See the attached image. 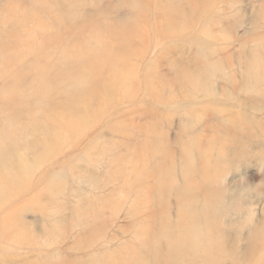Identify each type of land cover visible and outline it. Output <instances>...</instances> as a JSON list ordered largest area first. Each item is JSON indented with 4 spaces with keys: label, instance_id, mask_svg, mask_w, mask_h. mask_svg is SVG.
<instances>
[{
    "label": "rangeland",
    "instance_id": "rangeland-1",
    "mask_svg": "<svg viewBox=\"0 0 264 264\" xmlns=\"http://www.w3.org/2000/svg\"><path fill=\"white\" fill-rule=\"evenodd\" d=\"M82 50L106 90H34ZM6 56L0 89L33 75L0 93V264H264V0H0ZM191 216L207 246L178 245Z\"/></svg>",
    "mask_w": 264,
    "mask_h": 264
},
{
    "label": "bare ground",
    "instance_id": "bare-ground-1",
    "mask_svg": "<svg viewBox=\"0 0 264 264\" xmlns=\"http://www.w3.org/2000/svg\"><path fill=\"white\" fill-rule=\"evenodd\" d=\"M73 4V3H72ZM66 5V4H65ZM74 5V4H73ZM69 6V5H68ZM59 7V6H58ZM71 7L69 6L68 8H64L63 6H61V7H59L58 8V15H59V17H61V16H70L71 14H72V12H73V10H70L69 11V9H70ZM175 9V8H174ZM178 11V10H177ZM139 19V18H138ZM192 21V20H191ZM43 25V24H42ZM45 25V24H44ZM89 25V24H88ZM92 25V24H91ZM40 26V25H39ZM130 27H132V25L130 26ZM130 27H128V29H130ZM111 30V29H110ZM85 32H87V31H85ZM112 32V31H111ZM126 35V32H124L123 33V37ZM95 40V39H94ZM94 42V41H93ZM102 42H105V41H102ZM101 44V43H100ZM31 46V45H30ZM46 46V44H44L43 43V46L41 47V49L39 48V50L36 48V47H29L28 49H27V52H29L31 55H33V57H35L36 59H37V61H36V64L35 65H33V66H31L30 68H31V71L35 68V69H37V71L38 70H46L47 69V63L43 60V59H41L39 56L40 55H42V52L45 50V47ZM89 46V45H88ZM48 47V46H47ZM99 47V46H98ZM84 50H86V51H89V53H90V51L91 50H89V49H87L84 45H83V47H82ZM90 48V47H89ZM94 49V48H93ZM97 49V48H96ZM99 49V48H98ZM124 44H122V43H119L115 48H113V47H111V48H105L104 50H101V51H98V52H96L95 53V58L96 59H98V60H114V59H116V58H118V57H122V55L124 54ZM84 50H82L81 51V53H82V59H80L81 57H79V58H77V57H75L74 58V56H73V60H72V64L71 65H68L67 67H66V70L67 71H65V70H63L62 69V71L61 72H58V74L56 75V76H54V77H52V76H49V72L47 71V73L46 74H44L43 76L41 75V76H38V75H33V73L31 72V75H27V77L25 76V79L23 78V80H22V82H19L21 79H22V77H24V76H22V77H18L19 76V73H17V74H15V75H12L11 77H10V80H9V82L8 83H6L1 89H0V93L1 94H3L4 96H11L12 94L14 95V96H16V98L17 99H8L7 101H5L4 102V99H3V104H5L6 105V103H8V104H12V105H16V104H18L19 103V101L18 100H20V98H19V96H21V93L23 92V89H25L24 87H26L27 86V84H29L28 83V77H31L32 75L34 76V77H36V80H37V84H35V89L34 90H36L37 91V93H42V91L43 90H50V89H52V88H54V86L55 85H57L58 83H60L61 81H65V80H67V81H73L74 83H75V86L78 88L77 90H79L80 88H83V91H84V94H85V96L83 97L84 99H86V100H83V99H80V100H73L72 101V105H71V107H70V105H68L67 103H66V108H69V109H71L72 108V106L74 107L75 105L77 106V104H85V103H87L86 101L89 99V97H93V95L95 94V93H98L100 90H102V89H105L106 90V88H107V84H105V83H103V85L101 84V85H99V83H95V82H93L91 79H89V81L87 82V79H88V75H90L89 74V71H92L91 70V65L90 64H85V65H83V66H79V67H76L77 65H78V63L81 61L82 62V60L85 58V57H87L86 56V53H85V51ZM38 51V52H37ZM94 53V52H93ZM21 54V53H20ZM26 54V53H25ZM27 55H29V54H27ZM72 57V56H71ZM10 58H11V60H10ZM88 58V57H87ZM91 58V57H90ZM46 59V58H45ZM14 59L12 58V57H5V58H1L0 57V74H1V68H2V64L5 62L6 64H7V62L6 61H9L8 63H11L12 61H13ZM43 60V61H42ZM85 62V61H84ZM88 62V61H87ZM96 62V61H95ZM103 62V61H102ZM83 63V62H82ZM59 64V63H58ZM111 64V63H110ZM110 64L108 65V66H110ZM76 65V66H75ZM94 65V64H93ZM123 65V64H122ZM55 67V66H54ZM53 67V68H54ZM57 67V66H56ZM64 67V68H65ZM104 67H106V66H104ZM111 67V66H110ZM109 67V68H110ZM61 68V67H60ZM76 68H79V69H76ZM93 68V67H92ZM131 68V67H130ZM58 69V68H57ZM30 70V69H29ZM87 70H89V71H87ZM116 70V69H115ZM101 71V70H100ZM113 71H114V69H113ZM112 71V72H113ZM117 71V70H116ZM115 71V72H116ZM123 71H124V69H123ZM57 72V71H56ZM93 72V71H92ZM96 72V71H95ZM98 72V71H97ZM125 72V71H124ZM102 73V72H101ZM117 73V72H116ZM116 73H114V74H116ZM94 75L95 74H97V73H93ZM99 74V73H98ZM189 74V73H188ZM55 75V74H54ZM93 75V76H94ZM100 75H102V74H100ZM190 75V74H189ZM189 75H188V78H190L189 77ZM192 75V74H191ZM21 76V75H20ZM84 76L85 77H87L86 79L84 78ZM97 76V75H96ZM131 76V75H130ZM129 76V77H130ZM187 76V75H186ZM90 77H91V75H90ZM126 78V77H125ZM26 80V81H25ZM110 81V80H109ZM118 84V83H117ZM31 85V84H30ZM124 85V84H123ZM127 85V84H126ZM118 86V85H117ZM128 86H129V84H128ZM75 87V88H76ZM87 87V88H86ZM110 87H111V85H110ZM127 87V86H126ZM82 90V89H81ZM104 90V91H105ZM25 92V91H24ZM101 92V91H100ZM118 92H119V90H118ZM34 95V94H33ZM83 96V95H82ZM36 97V96H35ZM7 99V98H6ZM51 106V105H50ZM18 107V106H17ZM75 108V107H74ZM65 110H68V109H65ZM64 113V112H63ZM65 113H67L66 111H65ZM69 113V112H68ZM14 116V115H13ZM18 115L15 117H13V119L11 120V118H12V116L10 117V118H8V119H10L11 121H13V120H17L18 119ZM68 119V118H67ZM70 119H72V118H70ZM78 119V118H77ZM76 119V121H75V119L73 120H70L69 121V126H73L75 123H77L78 122V120ZM7 119H5V121H6ZM8 121V120H7ZM6 121V122H7ZM80 121H81V118H80ZM1 122L2 121H0V124H1ZM6 122H2V124H5ZM82 122V121H81ZM57 131V130H56ZM2 131H1V125H0V136H3V135H6L5 133H1ZM6 138V137H5ZM1 141H4V140H2V139H0V151H6V148L7 147H5L4 148V144L1 142ZM5 143V142H4ZM44 144H46V145H50L51 146V144H49V142H45ZM190 153V152H189ZM4 153H2V152H0V157L2 156H4L3 155ZM187 155H190V154H187ZM185 157L186 158H191V160H190V162L192 161V155H190V157L189 156H186L185 155ZM185 158V160L187 161V159ZM184 162V161H183ZM190 162H188L187 161V163H190ZM15 163V162H14ZM28 163V162H27ZM5 164V163H4ZM17 164V163H16ZM185 164V163H184ZM186 165V164H185ZM192 165V164H191ZM4 167V166H3ZM23 168V167H22ZM22 168H21V170H22ZM186 168H188V167H186ZM7 169H8V166H6V169L5 170H3V171H1L0 172V174H2L3 172H6L7 171ZM187 170H189V168L187 169ZM15 171V170H14ZM23 171L24 172H27V170H26V168H23ZM8 172V171H7ZM23 172V173H24ZM213 172H217V166H215V170L213 171ZM205 178L206 179H211V177H210V174H209V172H205ZM2 186V185H1ZM1 188V187H0ZM203 188L205 189V192H204V194H205V199H206V205H217V204H220L221 203V198H220V193H219V188L217 189H215V191L216 192H218V193H213L212 191H210L211 189L210 188H208V187H206V185H203ZM3 189V188H2ZM214 206H212V209L214 208ZM211 207V206H210ZM211 210V209H210ZM214 211V210H213ZM192 215H193V213H191ZM201 217V216H200ZM181 221H187V223L189 222V226H185V229L183 230V231H180L179 230V232L176 234V235H179V242L180 243H178V245L180 246H184V245H189V247H195L197 244L198 245H200V244H202V245H205V246H207L206 244L208 243V241H209V237H208V234L207 233H205L206 231H208V230H206V229H204V228H202V226H201V221L199 220V218H197V219H194V218H192V216L189 218V219H184V218H182V219H180ZM3 227V226H2ZM3 229V228H2ZM1 229V230H2ZM177 229V228H176ZM206 243V244H205ZM173 245V244H172ZM149 254H150V257H155V258H157L158 259V257H160V255H158L157 253H156V249H154L153 250V252L150 250V252H149ZM159 260V259H158ZM166 261H168V260H166L165 259V262Z\"/></svg>",
    "mask_w": 264,
    "mask_h": 264
}]
</instances>
